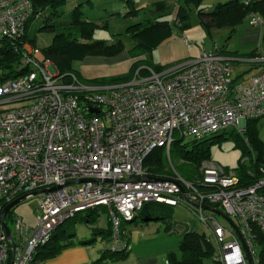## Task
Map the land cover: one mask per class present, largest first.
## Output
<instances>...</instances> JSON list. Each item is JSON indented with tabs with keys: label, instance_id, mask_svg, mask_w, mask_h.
Listing matches in <instances>:
<instances>
[{
	"label": "built area",
	"instance_id": "obj_1",
	"mask_svg": "<svg viewBox=\"0 0 264 264\" xmlns=\"http://www.w3.org/2000/svg\"><path fill=\"white\" fill-rule=\"evenodd\" d=\"M31 13V0H0V40L21 36ZM249 22L263 23L254 14ZM22 51L29 71L0 81V215L16 198L46 190L38 194L36 225L13 213L11 229L0 218V264H31L61 224L101 206L113 224L106 246L114 249L125 242L122 220L151 202L182 206L207 224L217 264H259L264 175L241 185L234 171L208 163L189 179L170 156L175 141L232 126L244 131L248 119L264 117V48L254 57L262 68L249 81L236 78L234 63L214 45L171 72L138 70L132 81L104 89L74 73L66 81L37 47L25 43ZM157 147L165 148L171 173L146 165Z\"/></svg>",
	"mask_w": 264,
	"mask_h": 264
},
{
	"label": "trees",
	"instance_id": "obj_2",
	"mask_svg": "<svg viewBox=\"0 0 264 264\" xmlns=\"http://www.w3.org/2000/svg\"><path fill=\"white\" fill-rule=\"evenodd\" d=\"M69 1L71 0H31L32 13L26 23L25 32L14 39L3 38L0 40V81L19 77L29 71V66L22 64L23 46L26 42L35 44L40 32L53 34L51 43L41 49L42 54L56 66L59 74L63 75L66 81H70L72 73L82 80L80 73H76L72 67L74 59H83L87 55H116L125 48L121 39L122 35H128L136 41V46L132 49L134 56L144 53L151 54L178 27L182 30L188 28L192 5L198 7L201 25L209 34L212 27L228 26L231 27V36L236 32L237 27L246 20L248 14L260 17L263 21L262 24H264V0H250L248 3L245 0H222L210 9L199 7L203 0H173V2L158 0L147 7L136 6L134 0H116L126 9V16H134L142 12V16H146V20L140 19L129 24L126 26L125 32L117 33L116 39L113 42H108L102 39H94L96 29L107 27L108 19L90 10L92 9L91 6L85 7L88 3L93 5V0H86L85 2L76 0L77 5H73V8L67 11L63 8ZM116 13H120V11ZM172 14L173 16H171ZM175 27L176 29H174ZM260 53V51L254 53L253 57ZM139 64V62L134 63L131 74L96 79L94 80L95 85L107 86L127 83L131 80V76ZM145 64L156 72L162 71L156 65L153 67V62L150 60H147ZM139 73L148 75L150 69L141 68ZM259 119H248L243 136L238 132L233 133L237 144L242 148V155L236 167V171L240 175L241 185L252 184L255 179L264 175L263 147L258 140L257 130L253 124ZM221 133L224 132H220L210 139L208 137L202 140L191 139L187 143L174 142L176 152L183 164L193 168V172L187 178L191 179L196 176L202 163L210 159V145L215 137L222 136ZM240 138L245 142L241 143ZM145 163L154 174L168 172L165 170L168 167L165 148H155L148 155ZM156 206L162 207L166 214L171 213L175 207L151 202L149 220L162 218V215L156 216L154 213L153 209ZM13 213L14 209L12 208L6 216L7 221L8 218L12 219ZM78 215L72 219L76 220ZM99 216L97 208L87 210L82 217L87 223H94ZM138 217L124 221L134 222ZM142 219L146 220L147 218ZM109 223L108 228L97 227L95 229L96 233L106 236L107 243L112 240L113 235V224L110 219ZM64 224L65 222L54 231L47 243L39 246L31 264H42L46 260L56 257L65 248L75 244L71 237L75 236L76 233L74 231L66 233L67 229L63 228ZM257 233L256 244L259 264H264V234L259 231ZM91 240H95V237ZM124 241L122 245L114 249L106 246L102 251L101 258L96 262L103 263L107 260H114L116 257L126 256L129 241ZM89 242L90 240H79V244H88ZM180 247L182 250L181 258L171 253L166 261L149 264H206L207 259H214L215 256V249L210 238L197 230L183 234Z\"/></svg>",
	"mask_w": 264,
	"mask_h": 264
},
{
	"label": "rangeland",
	"instance_id": "obj_3",
	"mask_svg": "<svg viewBox=\"0 0 264 264\" xmlns=\"http://www.w3.org/2000/svg\"><path fill=\"white\" fill-rule=\"evenodd\" d=\"M81 2H85L86 0H80ZM136 4L139 6L147 7L153 4L156 0H135ZM211 1V3H217L222 0H208L207 3ZM72 2L74 0L69 1L63 9L71 10L73 8ZM75 6L77 3H74ZM72 7L70 8V6ZM87 5H85L86 7ZM123 6L118 3L116 0H93V12H97L96 14L106 16L108 12L122 9ZM146 20V16H142V12L138 15L134 16H126L124 18H115L113 19L116 28H113L114 32L117 29V33L125 32L126 26L129 24L136 22L138 20ZM197 22V23H196ZM202 26V25H201ZM199 25L197 21V16L190 17L188 30L187 32L188 39H197L194 38L196 36L191 35V33H200L203 32L202 40L205 41L206 49H212L214 45H222L224 41H226L231 33V29L226 26L216 27L214 30L211 29L210 34L205 31L203 27ZM176 29V27L174 28ZM179 29V28H178ZM186 29V30H187ZM201 29V31H199ZM180 31L181 30H176ZM202 34V33H201ZM112 37V30L108 28H98L94 33V39H102L109 41ZM198 37V36H197ZM53 38V34L49 32H40L38 34V39L35 44L26 42L31 48L37 47L42 49L44 46H47L51 43ZM122 43L126 50L133 51L132 49L136 46V41L128 35H123L121 37ZM198 39H201L199 37ZM201 40V42H202ZM200 42V43H201ZM213 45V46H212ZM212 46V47H211ZM211 47V48H210ZM148 60L151 61L150 56H148ZM118 66V65H117ZM141 66V65H140ZM139 66V68H140ZM155 67L154 64H152ZM73 69L76 70V73H81L82 69L85 67L84 76L81 75L83 84L95 85L96 79L108 78L110 75H107L113 67H108L107 65L103 66L101 64H93L88 65L84 59H74L72 62ZM238 67V66H237ZM96 70L98 76L88 77L85 73H88V70ZM240 68H237V71ZM133 71V63L129 65V67L125 70L123 74L119 75H128ZM236 71V68H235ZM135 73V71H134ZM134 73L131 76L132 78H137V75L134 76ZM118 75V76H119ZM115 76V75H114ZM113 76V77H114ZM246 81V80H244ZM257 130L258 140L262 143L263 147V156H264V117L260 118L256 122L253 123ZM252 125V124H251ZM221 133V137H215L213 142L211 143L210 151V159L205 160L202 163V167L208 165V163L216 164L225 169H229L234 171L237 176H240L236 170V167L239 164L240 156L242 155V148L237 144L233 133H239L243 136L244 132L235 127H230L228 130L223 131ZM216 134L209 136L208 139L213 138ZM217 136V135H216ZM189 138L185 139L184 143H187ZM240 142L244 143L245 141L240 138ZM247 142V141H246ZM250 144V143H249ZM167 153V152H166ZM167 159V168L168 172L171 173L172 167L169 160L168 154H166ZM170 159H172V163L174 164L177 171L183 174L185 177H188L190 173L193 172V168L189 167L187 164H183L179 155L176 152L175 144L172 147V152ZM209 161V162H208ZM200 168V171L202 170ZM163 174V173H159ZM40 199L38 195H34L32 197L26 198L19 204H17L13 209L14 213L23 218L25 222L34 226L37 224L38 219L36 216L37 207L39 205ZM156 216L162 215V218L152 219V220H144L141 217H138L134 222H126L122 220L121 227L119 232L124 240L129 241L128 253L126 256L116 257L114 260H107L100 264H143V261H146V264L153 262H164L168 259L171 253L176 254L177 257H182V250L180 247V240L188 231L197 230L203 233L206 237H210V241L214 246L215 251L218 250V244L212 234L211 228L201 222L196 216H194L189 210L182 206H175L171 213L166 214L165 210L162 207L156 206L153 209ZM86 211L79 213L78 218L71 219L65 222L63 228H66V233L74 231L76 234L72 236L71 239L75 242V244H79V240H90L86 245L87 248L91 251V253L96 257V261L101 258L102 251L105 249L107 245V238L105 235L101 233H96L95 229L97 227L108 228L109 223V214L107 209L103 206L99 208L98 220L94 223H87L84 215ZM166 215V216H165ZM83 216V217H82ZM220 218L223 224L231 226L229 220L223 218L220 215ZM9 226L11 229L14 228V222L8 218ZM65 233V232H64ZM95 237V240H91ZM158 259V260H154ZM206 264H217L213 258L207 259Z\"/></svg>",
	"mask_w": 264,
	"mask_h": 264
},
{
	"label": "crops",
	"instance_id": "obj_4",
	"mask_svg": "<svg viewBox=\"0 0 264 264\" xmlns=\"http://www.w3.org/2000/svg\"><path fill=\"white\" fill-rule=\"evenodd\" d=\"M74 1L76 2V0ZM167 1L173 2V0H167ZM207 1L208 0H203L199 7L204 9H210L214 7V5L216 4V3H211V1L207 3ZM74 3L72 2V5H75ZM72 5L70 6V8L72 7ZM88 5L91 6V8L93 7V5L89 3L87 4V7ZM136 6L143 7L137 4ZM118 11H120V13H116ZM125 11L126 9L123 7L122 9L108 12L106 16L101 15V17L104 18L106 17L108 19V26L104 28H108L109 30H112V37L109 39L108 42H113L118 36L116 35L117 29H115V32L113 31L114 30L113 28H116L113 19L126 17ZM171 16H173V14ZM190 16L191 17L197 16V21L201 26V18L198 13L197 6L192 5V11ZM249 16H251V14H248L246 20L237 27L236 32L231 36L229 35L228 39L224 41L222 45L216 44L220 47L222 54L234 63L236 68V78L239 80H246V81H249L251 77L262 68L261 63L254 59L253 54L260 51L261 48L262 49L264 48L263 47L264 24H254V25L250 24ZM178 28L177 30H181V32L173 31V33L167 39H165L157 48H155L151 52V54L144 53L134 56L132 54L133 53L132 51L126 50V48H124L123 51H121L116 55H87L83 59L86 61L88 65L101 64L103 66L107 65L108 67L110 66L113 67L114 69H111V71H109L107 74L110 75V77L114 75L117 76L119 74H123L131 63H133L134 65V63L136 62H139L140 63L139 66L140 65L141 66L140 68L139 67L137 68V70L134 73V76L137 74V71L141 68L145 67L152 69L145 64V62L148 60V56H150V59L154 65L161 68L162 70L161 72H171L176 68H178L180 65L188 62L190 59L198 56L202 47L207 48V46L205 45V41L202 40L204 35L203 32L196 34L191 33V35L196 36L194 38L197 39L189 40L187 32L190 33V30L188 29L182 30ZM215 28L216 27H212L211 29L214 30ZM229 28L231 29V27ZM199 31H201V29ZM210 35L212 36V34ZM199 37H201V39H198ZM237 68H240V70L237 71ZM83 70H85V67L82 69V72L79 73L80 75L84 76ZM95 71L96 70H88V73L87 72L85 73L88 75V77L98 76V73H96ZM141 75L146 76L147 74L141 73ZM122 84L124 83L107 85V86L94 85L92 87H94L95 89H104L107 87H117ZM96 257L97 256L96 255L94 256L89 250V248L86 247V245L73 244L65 248L56 257L48 259L42 264H100L96 262ZM154 260H158V259H154ZM146 263H147L146 261H143V264Z\"/></svg>",
	"mask_w": 264,
	"mask_h": 264
},
{
	"label": "water",
	"instance_id": "obj_5",
	"mask_svg": "<svg viewBox=\"0 0 264 264\" xmlns=\"http://www.w3.org/2000/svg\"><path fill=\"white\" fill-rule=\"evenodd\" d=\"M52 67L56 69V67H55L54 64H53ZM90 111H91V112H94V113H98V112H99V109H97V108H90ZM54 188H56V187H52V188H50V189H54ZM45 190H46V189L36 190V191L32 192V195H38L39 193H41V192H43V191H45ZM27 197H28L27 194L22 195V196L16 198L15 200L9 202V203L4 207V209L2 210L1 215H0V218H1V220H2V222H3L4 224H5V218H6V215L10 212V210H11L12 208H14V207H15L17 204H19L20 202H22L23 200H25ZM150 214H151L150 205H149V204H146V205L143 207L142 211H141V217H142V218H147L146 220H149L148 217L150 216ZM228 220L231 221L230 218H228ZM6 227H7V226H6ZM6 231H7V233L9 234V236H11V233H10V230H9L8 227H7Z\"/></svg>",
	"mask_w": 264,
	"mask_h": 264
}]
</instances>
